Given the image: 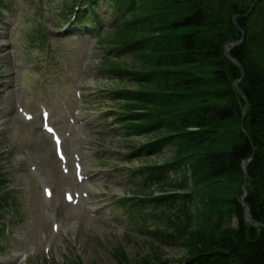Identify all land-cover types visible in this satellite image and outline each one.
Returning <instances> with one entry per match:
<instances>
[{
	"label": "rangeland",
	"instance_id": "obj_1",
	"mask_svg": "<svg viewBox=\"0 0 264 264\" xmlns=\"http://www.w3.org/2000/svg\"><path fill=\"white\" fill-rule=\"evenodd\" d=\"M0 1L3 4H0L2 7L4 4L5 6L11 5L12 7L14 4L16 5L12 9L14 11L12 14L14 17V31L10 35L12 36L10 40H13L10 57L14 58L13 60L17 61L16 65L20 64L22 68L38 69L40 66H43L41 73L36 71L34 72V76L25 71V78L19 84L23 88V85H28V83L30 86H33L34 84L37 85L43 82L48 69L52 76L55 73L57 74V84L71 99L76 93V87L72 86H75V84L82 85L83 89L80 94L82 95V100L87 99V101L81 117L84 114L87 116L84 117V120L90 127L86 130L84 139L85 142H89L92 152H97V150H94V147H97L101 151L96 157L94 155L90 156L89 169L94 176L91 193L94 198L93 204L95 203V205L92 204L91 208L95 209L87 215V218L75 219V212L80 210V204L76 205L78 208L75 210L76 206H71L65 202L62 187L59 185L58 189H56V186H54L57 203H61L64 210L58 216V233L52 235L51 230L45 233L46 236H49V244L41 254H38L39 263L37 264H119L116 257L119 256V253H117L119 251H124L127 259L133 263H138L140 259L149 255L162 258V261H175V259L178 260L185 255L189 248V243L191 244L198 237L206 240L212 237L216 238L218 234L214 226L215 223L212 221L217 220V218L213 217L214 213L209 212L210 203L211 200L215 201L216 195L219 198L223 197L226 199L230 196L231 192L228 191L229 194H226L227 190H221L219 194H214L211 190L202 189L199 193V190H195L198 186L195 185L191 172L190 178L183 182L187 189L179 191L183 194L187 193V191H195L197 196L200 195L198 200L193 203L195 206L193 207V214L190 216L193 218V222L186 228L187 232H191L192 238L195 237L193 240L189 239L185 243H181L180 241L177 246H174L177 243L176 240L173 245L162 244L148 230L150 228L151 231L155 232L158 225L163 227V225L157 223V218L165 225L170 223L164 222L159 210H156L154 218L156 224L154 225L152 219L143 217L146 211L153 210L150 204L137 205L139 210L132 209L128 212V215L125 214V208L118 207L117 204L114 205L120 198L143 199V197L162 195L166 191H169L166 187L159 188L154 182L145 181L143 176L141 177L137 173H133V171H137L142 166L152 167L161 165L166 161H174L181 158L180 156L183 154L182 148L179 146L180 142L175 143V145L178 146V150H181V152H178L176 147H171L170 149H166L163 154L153 155L152 157H145L134 153L136 149L144 146L146 143H150L151 140L162 139V137L166 138L170 132L162 129L155 134L146 135L144 130L140 129L139 131L135 125H130L131 127L125 131L122 127L123 123L121 120L123 118L121 117H123L125 111L126 114L130 112L126 106L128 105L132 109L131 112H138L140 104L136 103V100L131 101V103L124 102V98L129 91L135 92L142 90V88L150 91V95L152 92H155L154 90L168 93L167 87L171 84V80L174 77L166 76V71L170 68H167L165 65H162V67L155 65L150 51L136 52L133 58L138 57L143 59L142 62L136 65L134 59L129 55L118 56L120 52L117 50L116 44L125 45L147 36L151 37L152 33H156L154 30L164 27L162 22L167 23L168 20H173L172 18L176 14L184 15L186 13L185 8H180L181 5L180 3H175L176 0H137L138 4L135 5L134 12L128 17V21L105 34L102 38V45L99 43L94 47V40L81 38V41L87 43L78 44L68 41L67 43H63L62 46L63 40L58 35L50 37L47 40L44 39L49 31L40 27L48 26L49 18H56V15L60 12L59 7L68 2V0H51L48 3L49 5L44 6V8L32 3L31 0L30 2L27 0ZM22 9L24 11L20 13L19 10ZM50 9H52V13L46 14L44 10L49 11ZM36 41L37 43L35 44ZM39 45L45 49H42ZM136 49L139 48L136 47ZM108 52L111 58L106 60L105 57ZM4 54V50L0 49V77L5 76L4 74L8 72V69L14 68L15 65L14 62L13 64L8 63V60L4 58ZM99 55L102 56L97 61L101 65L96 67H100L99 69H102L104 72L98 69L100 71L98 77L96 71L92 70L95 67L91 59L92 56ZM1 58H4L7 62ZM37 64L39 65L37 66ZM128 66L133 67L132 70L135 72L149 73L151 79L159 83L158 87H155L152 83L149 86L141 87L137 85L133 77L122 80L117 69H128ZM73 67H75L74 70L77 72H82V70H87L88 72L85 76L81 75V78L79 76L80 83L73 73ZM151 68H160L163 72H157ZM91 75L93 76L90 77ZM1 81L0 79V83ZM118 90H122L121 92H126V94H120L119 97H116L118 94L115 92H118ZM2 96L3 98L0 96V201L2 207L9 212L11 209L8 207V199L10 198L13 203L12 205L16 207V213L23 217L22 220H24L30 214L27 205L28 194L24 187L30 188L31 184L25 183V186H18L16 183H19V180H23L20 181L23 183L25 181L24 177L23 179L19 178V168L17 169L19 165L23 167L29 165L27 155L24 153L25 151L31 153V164L40 168L41 171L43 170V173L47 175L46 177L49 176L50 181L53 180L55 182L56 180V182H59L62 180L67 187L76 189L77 184L71 172L70 176L60 174L61 166L55 158L52 141L48 140L42 131L37 133V131L30 129L32 127L38 128V123L26 125L25 121L18 114L16 105H20V102H18L16 92L9 96L4 93ZM50 96H52L51 92ZM25 97L29 103L25 102L26 106L22 103L21 106L25 110L35 112L38 109L37 105L33 104V107L29 108V105L33 103V97L30 95H26ZM39 99L44 105L50 106L43 101L42 95H39ZM51 103L57 110L55 111L52 108L53 118L58 123V117L61 112L63 115V110L61 107L59 108L54 96H52ZM71 104L74 108H79L75 103L71 102ZM105 116L109 118L106 121V125L92 127L94 120L97 122L101 117ZM117 122H120V124L116 125ZM161 122L164 126L165 122ZM176 122L178 123L179 119H176ZM118 125L121 128L117 130ZM56 127L62 135L63 133H67L66 127L60 125H56ZM106 128L109 129L104 131ZM103 158H108L106 165L100 164L99 160ZM110 162L117 163H112L113 165H111ZM199 169H201V172L199 171L198 174L202 178L205 172L202 168ZM175 175L177 178H181L179 172L167 174V176L172 178H175ZM30 179L32 177L29 175L28 180ZM46 182H48L47 179ZM34 186L33 196L36 197L37 192V196L42 200L44 198L42 187L37 183ZM222 209V212L221 210L218 212H221L223 216L227 214V211L226 208ZM180 210L177 207L174 214L177 216L181 212ZM33 219L34 214L31 211L30 220ZM43 221H45V217L41 214L38 220L39 228H44ZM172 224L173 222H171V225L169 224L171 229L174 228ZM236 225L237 222L233 216L228 222V227L233 228ZM48 226L49 224H47ZM19 228L12 227L11 233L13 234V231ZM44 232L45 229L40 234L37 232L39 234L38 242H40ZM10 248H13V246L11 245ZM27 264H31V262Z\"/></svg>",
	"mask_w": 264,
	"mask_h": 264
},
{
	"label": "trees",
	"instance_id": "obj_2",
	"mask_svg": "<svg viewBox=\"0 0 264 264\" xmlns=\"http://www.w3.org/2000/svg\"><path fill=\"white\" fill-rule=\"evenodd\" d=\"M175 3L185 8L184 15L176 14L171 17L173 20L162 22L164 27L154 30L151 37L133 42L143 52L152 53L155 65L170 68L166 76L174 77L168 93H140L138 99L143 101L138 110L153 109L161 126L158 129L170 132L166 144L180 142L183 154L178 160L183 168H189L198 186L195 190L200 193L207 189L214 194L227 190L226 194H231L226 199L216 195L215 201L211 200L209 212L217 218L212 222L218 235L209 240L192 238L186 230L193 222V212L189 215L188 210L200 197L195 191L154 198L158 199L155 203L167 210L181 209L177 243L173 239L169 244L177 246L180 241L195 239L183 256L189 264H264V0ZM241 40L242 44L230 51L236 65L225 50L228 44ZM151 69L163 72L160 68ZM140 76L158 87L149 73ZM238 80L242 93L235 88ZM159 119L165 122L164 126ZM250 158L245 199L255 225L245 222L240 200L246 181L242 163ZM197 167L205 172L202 178ZM174 188L187 189L183 182ZM222 208H226V217L222 216ZM233 216L237 225L228 227ZM171 231L161 233H167V242L173 238ZM119 253L116 257L120 264H169L153 255L133 263L124 252Z\"/></svg>",
	"mask_w": 264,
	"mask_h": 264
},
{
	"label": "water",
	"instance_id": "obj_3",
	"mask_svg": "<svg viewBox=\"0 0 264 264\" xmlns=\"http://www.w3.org/2000/svg\"><path fill=\"white\" fill-rule=\"evenodd\" d=\"M233 47H235V45H232V44H231V45H228V48H230V49L233 48ZM236 87H238V83L236 84ZM248 161L250 162V161H251V158L248 159V160H246V161L244 162V166H246V163H247ZM246 167H247V166H246ZM244 195H245V194H244ZM247 221L250 222L249 220H247Z\"/></svg>",
	"mask_w": 264,
	"mask_h": 264
},
{
	"label": "snow or ice",
	"instance_id": "obj_4",
	"mask_svg": "<svg viewBox=\"0 0 264 264\" xmlns=\"http://www.w3.org/2000/svg\"><path fill=\"white\" fill-rule=\"evenodd\" d=\"M50 131H51V129H50Z\"/></svg>",
	"mask_w": 264,
	"mask_h": 264
}]
</instances>
